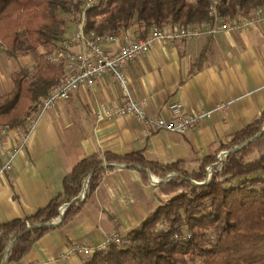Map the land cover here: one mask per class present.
<instances>
[{"label": "crops", "instance_id": "0c3cea01", "mask_svg": "<svg viewBox=\"0 0 264 264\" xmlns=\"http://www.w3.org/2000/svg\"><path fill=\"white\" fill-rule=\"evenodd\" d=\"M65 16L68 35L77 29V19L71 13ZM125 32L142 35L141 25L136 22L120 30L118 39L104 42L103 47L116 50ZM205 46L206 56L197 67ZM73 49L83 46L77 42ZM43 52L41 46L11 56L4 45L0 47V94L12 90L14 70L21 65L30 69L34 53ZM124 70L131 95L146 100L149 114L172 117L170 104L181 102L187 113L202 111L210 116L184 133L149 131L132 114L100 121L94 107L119 104L123 99L119 84L108 75L81 84L68 99L42 115L29 142L15 157L12 172L0 178V224L45 207L63 191L64 177L74 165L94 152L141 150L148 159L163 164L183 160L189 170L198 166L264 109V23L156 42ZM16 141L12 130L7 145ZM155 177L151 175L150 182L144 183L137 169L123 164L108 171L78 215L64 227L45 233L23 259L11 264H84L82 253L65 256L67 249L77 243L97 245L114 230L125 234L138 228L169 198L159 191ZM81 194L82 190L79 196L84 200Z\"/></svg>", "mask_w": 264, "mask_h": 264}, {"label": "trees", "instance_id": "16d2710c", "mask_svg": "<svg viewBox=\"0 0 264 264\" xmlns=\"http://www.w3.org/2000/svg\"><path fill=\"white\" fill-rule=\"evenodd\" d=\"M210 0H100L86 10V31L118 34L134 23L144 34L151 24H193L210 18ZM76 0H0V44L11 56L31 53L38 47V63L32 73L19 66L11 74L13 88L0 94V124L15 127L36 112L48 90L59 83L64 68L48 59L66 36V16ZM264 5V0H219L218 9L230 17L239 6L244 12ZM205 46L196 66L206 56ZM264 109L250 124L189 170L187 162L160 163L141 150L129 153L94 152L78 161L63 180V191L35 213L0 224V264L23 259L33 244L54 228L64 227L78 215L84 203L108 171L118 165L137 169L144 183L150 174L169 196L142 224L123 234L125 241L92 253L84 264H264ZM262 131V132H261ZM259 134L257 137H255ZM237 146V149H234ZM229 150L221 169L205 166ZM86 183V187L85 186ZM85 188L84 200L80 192ZM67 202L61 222L60 205ZM166 221L168 227L161 229ZM13 241L12 245L11 242Z\"/></svg>", "mask_w": 264, "mask_h": 264}, {"label": "built area", "instance_id": "2783aa9c", "mask_svg": "<svg viewBox=\"0 0 264 264\" xmlns=\"http://www.w3.org/2000/svg\"><path fill=\"white\" fill-rule=\"evenodd\" d=\"M79 1V8H72V15L77 19V29L66 35L59 45L48 53V59L51 62L61 64L64 67L63 78L50 88L48 93L42 97L38 110L28 114L23 123L15 127L0 124V178L6 173L12 172L15 157L29 142L42 115L55 108L61 100L68 99L81 84H91L99 76L108 75L112 77V80L119 84L123 92V99L117 105L97 104L94 107V112L98 120L115 119L118 116L132 114L139 121L145 123L149 131L170 130L178 133L188 131L203 118L210 116V113L202 111L187 113L184 111L181 102H173L169 106L173 114L172 117L149 114L146 110V100H137L130 93L124 70L126 64L150 51L159 41L191 39L218 31L237 30L241 27L257 24L259 21L264 23V5H259L248 12H244L237 6L236 12L227 17L217 7L219 0H210L208 5L210 18L208 20L193 24L175 22L151 24L142 35H130L125 32L122 34V43L116 50L111 51L106 50L103 43L118 39V34L86 31L84 28L86 10L98 5L100 0ZM77 42L82 44L83 49H73ZM0 47L3 45L0 44ZM12 130L16 131L17 141L7 145V139ZM228 152L229 150H220L217 153V160L207 167L208 176H211L213 165H218L217 169H221L224 157ZM158 180H160L158 176L154 178V181ZM85 194L86 190L83 188L81 198H84ZM65 206H60L61 214L53 219L54 224L61 222ZM164 222L166 223V221ZM124 241L123 233L114 230L108 233L104 240L97 245L87 246L78 243L72 245L67 249L65 256L82 253L84 255L82 258L85 261L92 253L107 249L112 244L119 245Z\"/></svg>", "mask_w": 264, "mask_h": 264}, {"label": "rangeland", "instance_id": "374dc122", "mask_svg": "<svg viewBox=\"0 0 264 264\" xmlns=\"http://www.w3.org/2000/svg\"><path fill=\"white\" fill-rule=\"evenodd\" d=\"M193 1V0H192ZM76 2H78V4H76L77 6H74L75 8H79V5H80V1L79 0H76ZM99 4V3H98ZM210 34H212V33H210ZM8 54V53H7ZM18 54H22V52H20V53H18ZM25 54V53H24ZM9 55V54H8ZM34 58H33V60L29 63L30 64V72H34L35 71V68H36V64L38 63V59H39V56H38V54L36 53H34ZM35 61H36V63H35ZM50 61V60H49ZM51 62V61H50ZM15 63H17V60L16 59H14V64ZM53 63V62H52ZM53 64H55V63H53ZM55 65H61V64H55ZM62 66V65H61ZM63 67V66H62ZM64 68V67H63ZM10 71V70H9ZM50 90V89H49ZM48 90V91H49ZM48 93V92H47ZM30 114V113H29ZM214 163V162H213ZM210 164H212V163H208L206 166H205V169H207V171H206V174L208 173V166L210 165ZM190 167H192V166H190ZM216 167L218 168V165H216ZM196 169H198V166L197 165H195V167L193 168V169H190V170H196ZM211 170H212V167H211ZM211 175H212V173H211ZM158 176V175H157ZM210 176V175H209ZM208 175H207V177H209ZM212 176H210L209 178H211ZM158 178H160V177H158ZM168 222H162L161 224H160V228L161 229H166L167 227H168Z\"/></svg>", "mask_w": 264, "mask_h": 264}, {"label": "water", "instance_id": "95a60500", "mask_svg": "<svg viewBox=\"0 0 264 264\" xmlns=\"http://www.w3.org/2000/svg\"><path fill=\"white\" fill-rule=\"evenodd\" d=\"M262 131H264V129H262ZM261 131V132H262ZM259 134H257L255 137H257ZM234 149H237V146L234 148ZM152 174H150V176H151ZM153 177V176H152ZM153 179V178H152ZM160 181H162L161 179L160 180H158V181H156V182H160ZM84 187H86V183H85V186ZM65 205H67V204H65ZM64 205V206H65ZM12 243H13V241L11 242V245H12ZM4 261H5V258L3 259V261L1 262V264H3L4 263Z\"/></svg>", "mask_w": 264, "mask_h": 264}]
</instances>
